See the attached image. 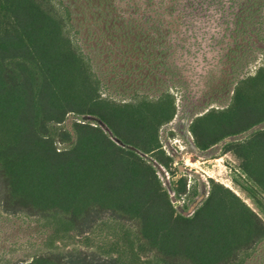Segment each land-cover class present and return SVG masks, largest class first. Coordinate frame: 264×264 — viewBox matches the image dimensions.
Instances as JSON below:
<instances>
[{
  "label": "trees",
  "instance_id": "obj_1",
  "mask_svg": "<svg viewBox=\"0 0 264 264\" xmlns=\"http://www.w3.org/2000/svg\"><path fill=\"white\" fill-rule=\"evenodd\" d=\"M169 95L116 103L101 98L99 82L65 34L50 0H0V202L5 213L43 221L53 239L82 234L92 217L110 213L133 223L137 250L158 264H237L264 239V224L236 195L211 181L208 196L189 217L172 198L185 179L165 190L139 154L168 169L158 141L173 118ZM68 113L99 120L107 132L74 123L71 135L51 128ZM264 123V68L240 80L230 105L197 116L189 131L205 151ZM56 143H70L59 150ZM264 195V129L223 148ZM172 194V196H171ZM63 235V236H62ZM21 264H113L49 251Z\"/></svg>",
  "mask_w": 264,
  "mask_h": 264
},
{
  "label": "rangeland",
  "instance_id": "obj_2",
  "mask_svg": "<svg viewBox=\"0 0 264 264\" xmlns=\"http://www.w3.org/2000/svg\"><path fill=\"white\" fill-rule=\"evenodd\" d=\"M65 22V34L91 67L101 98L116 103L151 101L169 95L174 115L160 127L158 141L168 169L150 156L161 186L171 192L185 179L186 194L173 200L177 214L189 217L202 204L211 181L253 210L264 224V195L247 190L240 160L223 151L264 123L198 150L191 122L230 105L235 85L264 68V0H50ZM88 124L107 132L88 115L68 113L53 129L68 132ZM70 143H56L58 150ZM172 196V194H171ZM133 223L110 213L92 217L82 234L53 239L51 228L24 213H5L0 202V264H21L49 251L64 256L110 260L113 264H158L137 250ZM237 264H264V239Z\"/></svg>",
  "mask_w": 264,
  "mask_h": 264
},
{
  "label": "water",
  "instance_id": "obj_3",
  "mask_svg": "<svg viewBox=\"0 0 264 264\" xmlns=\"http://www.w3.org/2000/svg\"><path fill=\"white\" fill-rule=\"evenodd\" d=\"M174 199L172 198V201H173Z\"/></svg>",
  "mask_w": 264,
  "mask_h": 264
},
{
  "label": "built area",
  "instance_id": "obj_4",
  "mask_svg": "<svg viewBox=\"0 0 264 264\" xmlns=\"http://www.w3.org/2000/svg\"><path fill=\"white\" fill-rule=\"evenodd\" d=\"M57 151H59V150H57Z\"/></svg>",
  "mask_w": 264,
  "mask_h": 264
}]
</instances>
